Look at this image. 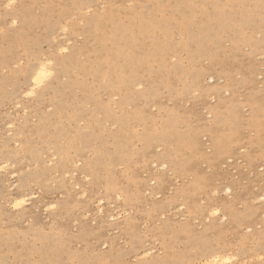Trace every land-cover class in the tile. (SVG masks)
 Returning a JSON list of instances; mask_svg holds the SVG:
<instances>
[{"label": "rangeland", "instance_id": "rangeland-1", "mask_svg": "<svg viewBox=\"0 0 264 264\" xmlns=\"http://www.w3.org/2000/svg\"><path fill=\"white\" fill-rule=\"evenodd\" d=\"M180 1L17 0L12 28L0 0V166L17 175L0 172V264H196L213 249L232 254L233 264H264L261 0L230 1L224 31L211 32L194 61L188 49L197 42L187 48L182 30L199 32L226 0H194L201 12L192 25L174 11ZM151 10L155 20L175 12L167 26L173 45L165 62L155 57L146 67L140 59L154 40L138 37V16ZM167 27L153 38L164 41ZM106 33L115 37L109 50ZM137 48L130 65L126 53ZM42 59L54 61L52 88L22 98ZM120 74L139 86L126 95L112 86ZM221 83L227 104L219 105L213 87ZM15 188L34 199L29 211L10 207Z\"/></svg>", "mask_w": 264, "mask_h": 264}, {"label": "bare ground", "instance_id": "bare-ground-1", "mask_svg": "<svg viewBox=\"0 0 264 264\" xmlns=\"http://www.w3.org/2000/svg\"><path fill=\"white\" fill-rule=\"evenodd\" d=\"M196 2H198L197 0H195ZM230 1H233V2H236L235 0H226V2L223 4H219V6H217V7H215V9L217 10V12H218V17L216 18V19H214V20H211V22L209 21L210 19H208L207 17H204L203 18V20L201 21V23H199L200 25H199V28H201V30L199 31V32H196V31H194L193 29H191V28H189V27H184V29L182 30L183 31V35H185L186 36V38H185V41L183 42V44L187 47V48H189L188 47V45H189V43H191V42H197V44H196V47H195V49H188L189 51V57L191 58V60L192 61H194L195 59L194 58H196V57H198V58H200L201 57V51H202V46L204 45V42L208 39V37L213 33V32H218L219 34H221V32H223L224 31V29H225V26H226V23H227V21H226V15L227 14H225V12L228 10V9H230V11H231V4H230ZM201 5V4H200ZM158 7H162L161 5H157ZM174 11H178V15L180 14L185 20L183 21V24L185 23V22H187V23H189V25H192L193 23H194V21H196V17H197V15L201 12V7H198L197 6V4L194 2V0H181L180 1V5L174 10ZM203 12V11H202ZM175 12H171L170 14H171V16L170 17H168V18H162V19H159V20H155L153 17H154V14H156V11L155 12H153V10H151V12L149 13V15L147 16V17H141V16H138V18H139V20H140V24H141V26H140V30H139V33H140V36H138V37H140L141 38V40L145 43L147 40H154L153 41V49L151 50V51H144V54H145V56L143 57V58H141L140 59V61H141V63L142 64H144V66H146V67H148V64H149V62H150V59H151V61H152V59L153 58H155V57H161L162 58V61L163 62H165V60L167 59V56H168V54L170 53V51H168L169 49H170V47L173 45L172 43H171V38L169 37V32H170V28L169 27H167L168 25H169V23H170V21H171V19L173 20V19H175V14H174ZM236 13H237V11H236ZM244 16H246L244 19L245 20H248L249 19V16L248 15H246V14H244V13H246V11H243V12H241ZM241 13H240V10H239V12H238V14L241 16ZM230 16V15H229ZM104 18V17H103ZM102 20H104V19H102ZM104 22V21H103ZM212 23H214V24H212ZM234 25H235V22L233 23ZM185 25V24H184ZM70 25L69 24H67V25H64V26H62L61 27V29H62V31L64 32V34H67V32H68V27H69ZM20 27H23V25H21ZM158 27H167V29L169 28V30H167V32H166V35H165V40L162 42V41H159V40H155L154 38H153V36H154V31H155V29H157ZM175 27V26H174ZM64 29H67V31H64ZM181 31V30H180ZM181 31V32H182ZM212 32V33H211ZM186 33V34H185ZM137 38V37H136ZM136 38L135 39H133V42L135 43V40H136ZM115 37H114V35H110V34H107L106 33V37L104 38V40H103V42H102V46L103 47H105L106 49H110V47L108 46V41H110V42H115ZM253 39H252V37L251 36H248V41H251V42H253L252 41ZM218 41V39H215L214 40V42H217ZM146 44V43H145ZM61 48H67L66 46H61L60 47V50H61ZM133 52L132 53H126V57H127V59H129L130 57L131 58H133L130 62H129V64L130 65H132V62L134 61L135 63H136V57H137V55H141V50H138V48L137 49H133L132 50ZM160 56H159V55ZM125 55V54H124ZM44 57V56H43ZM45 60H49V59H45ZM45 60H41L40 62H43V61H45ZM52 61V60H51ZM53 62L54 61H52V66H51V69L50 70H52V71H54V64H53ZM124 67V63L122 64V68ZM33 70L34 69H32L31 71H30V77L28 78V86L24 89V91L22 92V98H29V97H33V96H35L36 94H37V91H39L40 90V94H41V92H42V94H44V93H46V92H48L51 88H52V85H53V81H51V80H49V81H46L44 84H35V83H33V81H34V76H33ZM117 70V69H116ZM97 71H101V72H104V69H99V70H95V72H97ZM119 72V71H118ZM119 74V73H118ZM214 75V74H213ZM203 75L201 74L200 75V77H202ZM214 76H208V78H213ZM223 78V77H222ZM225 78V77H224ZM228 79V78H227ZM210 80H212V79H210ZM220 80V79H219ZM222 80H226V79H222ZM218 81V80H217ZM210 82V81H209ZM212 82V81H211ZM225 82V81H224ZM223 82V83H224ZM186 83H188V82H186ZM193 83V82H192ZM200 83V79H199V76L197 77L196 76V78H195V85H197L198 86V84ZM223 83H221V84H217V85H215L214 87H213V90H214V94L217 96H219L220 97V100L218 99V104L220 105V102H223L222 101V99H224L223 98V95H224V89L227 87V84H223ZM226 83H228V82H226ZM140 84V83H139ZM139 84L138 83H136V78H134V77H129V78H127V77H125V76H123L122 74H120L118 77H117V79H116V81H115V83H114V85L112 84V86H114L115 88H117V89H119V90H124V92L126 93V95H128V93H130L131 92V90H132V88H134V87H137V86H139ZM190 84V83H189ZM186 85V84H185ZM185 85H184V87H185ZM191 85H193V84H190V88L192 87ZM194 85V86H195ZM229 85V84H228ZM142 86V85H141ZM140 86V87H141ZM187 88H189L188 87V85L186 86ZM196 87V86H195ZM195 87H193L192 89H194ZM139 88V87H138ZM140 89V88H139ZM197 90H198V88H197ZM196 90V91H197ZM193 91V90H192ZM195 91V93H197ZM229 91H231V90H229ZM28 92H33V95H31V96H29L27 93ZM233 92V91H232ZM200 93V92H199ZM132 94V93H131ZM189 95H190V93H188ZM198 94V93H197ZM214 94H213V96H214ZM228 94H229V92H228ZM115 95V94H114ZM227 95V94H226ZM124 97V96H123ZM206 98H207V96H206ZM125 99V98H124ZM213 99H215L214 97H213ZM202 100V99H201ZM197 101V100H196ZM195 101V102H196ZM198 101H200V99L198 100ZM205 101V100H204ZM207 101V100H206ZM201 102V101H200ZM203 102V101H202ZM199 103V102H198ZM223 104H227V102L226 101H224L223 102ZM234 105L235 104H233L232 106V109L234 110V112H233V114H232V118H233V120H236L237 119V113H236V111H235V108L236 107H234ZM224 107V106H223ZM214 115H215V120H216V122L217 121H220V115H219V113L217 114V108H215L214 109ZM139 114V113H138ZM211 115V114H210ZM209 115V116H210ZM206 116V115H205ZM168 117V116H167ZM170 118V117H169ZM207 118V117H206ZM252 118H254V116H252ZM256 118V117H255ZM167 120V119H166ZM174 121V120H173ZM172 121V122H173ZM148 122V121H147ZM171 122V121H170ZM166 123V122H165ZM174 123V122H173ZM234 123V122H233ZM146 124V123H145ZM175 124V123H174ZM147 125H149L148 123H147ZM234 125H236V123H234L233 125H232V132H230L229 134H232V136H233V134L235 133V127H234ZM256 125V124H255ZM216 126V125H215ZM144 127H145V125H144ZM147 127V126H146ZM171 127V126H170ZM123 128H125V127H123ZM168 128V127H167ZM151 129V128H150ZM257 129H259L258 127H257ZM148 130V129H147ZM167 130V129H166ZM212 130V129H211ZM119 131H120V128H119ZM123 131H124V129H123ZM144 131H145V129H144ZM148 131H151V130H148ZM147 133V132H146ZM164 133V132H163ZM119 134V133H118ZM148 134V133H147ZM158 134V133H157ZM166 135H169V134H166ZM189 135V134H188ZM206 135H208V134H205V136ZM156 136V135H155ZM159 136V135H158ZM170 136V135H169ZM231 136V137H232ZM201 137H204V136H201ZM207 137V136H206ZM149 138V137H148ZM157 138V137H156ZM198 138V137H197ZM261 138H263V137H261ZM86 139V138H85ZM181 139V138H180ZM220 139V138H219ZM135 140V139H134ZM141 140V139H140ZM157 140H160V139H157ZM188 140V139H187ZM216 140H217V137H216ZM225 140V139H224ZM259 140H260V137H259ZM261 140H263V139H261ZM160 142V141H159ZM180 142V141H179ZM146 143V142H145ZM162 143V142H161ZM167 144V143H166ZM185 144V143H184ZM196 146H198L197 145V143L195 144ZM228 145V144H227ZM226 145V146H227ZM225 146V145H224ZM224 146H223V148H224ZM171 147V146H170ZM145 148V147H144ZM160 148V147H159ZM179 148H181V146L179 147ZM200 148V147H199ZM177 149H178V146H177ZM172 150V149H171ZM176 151V150H175ZM220 151V150H219ZM222 151V150H221ZM220 151V152H221ZM173 152V151H172ZM224 152V151H223ZM169 153H171V152H169ZM168 153V154H169ZM166 155H167V153H166ZM211 156V155H210ZM215 156V155H214ZM213 156V157H214ZM146 157V156H145ZM161 157V156H160ZM209 157V156H208ZM157 158H159V157H157ZM156 158V159H157ZM172 159V158H171ZM171 159H168L169 161L171 160ZM223 159V158H222ZM233 159V158H232ZM82 160V159H81ZM163 160V159H162ZM184 160V159H183ZM183 160H178V159H176V160H174V162H172L174 165H175V167H176V165H181V169H183L182 168V165L184 164V161ZM188 160V159H187ZM212 160V159H211ZM226 160V159H225ZM229 160H231V159H229ZM159 161H160V159H159ZM159 161H157V162H159ZM163 162V161H162ZM161 162V163H162ZM211 162V161H210ZM160 163V164H161ZM159 164V165H160ZM187 164H188V162H187ZM1 165V164H0ZM155 165H157V164H155ZM165 165V164H164ZM173 165V166H174ZM190 165V164H189ZM4 166V164L2 165V166H0V167H3ZM7 166H8V164H7ZM175 167H173V168H175ZM189 167V166H188ZM162 168V167H161ZM163 168L164 169H167V168H165L164 166H163ZM185 168L187 169V167L185 166ZM172 169V168H171ZM171 169H169V170H171ZM180 169V170H181ZM8 170H9V167H7L4 171H0V172H5V173H7L8 172ZM168 170V169H167ZM179 170V171H180ZM183 171H184V169H183ZM169 172V171H168ZM174 172H175V170H174ZM177 172V171H176ZM15 172H8V175L10 174V176H12L13 174H14ZM184 174V173H183ZM14 175H16V174H14ZM14 175H13V177H14ZM185 175V174H184ZM17 176V175H16ZM15 176V177H16ZM199 176V175H198ZM10 179H11V177H10ZM199 179V178H198ZM261 180V179H260ZM262 180H264V177L262 178ZM9 181V180H8ZM205 181H207V179L205 180ZM17 182H14V186H15V184H16ZM200 183V182H199ZM198 183V184H199ZM13 184V183H12ZM13 185H12V187L10 188V189H12L13 187H14ZM18 186V185H17ZM20 186V185H19ZM199 186H200V184H199ZM204 186V185H203ZM227 188V187H226ZM232 188V187H231ZM199 189V188H198ZM224 189H225V187H224ZM15 193H11V199H10V207L14 210V211H16V213H20V212H18V210L20 211L21 209H16V208H14V207H12V205L15 203V201H16V199H20V198H22V195H21V193L22 192H24V191H22L21 189H18V190H16V188H15ZM263 193V192H262ZM83 194H85V192L83 193ZM32 196H33V194H31ZM261 195H264V193L263 194H261ZM261 195H259L258 196V198L260 199V196ZM34 197V196H33ZM29 199H30V201H32V197L29 195ZM256 199V198H255ZM33 201H34V199H33ZM100 202V201H99ZM98 202V203H99ZM35 203V202H34ZM33 202H32V204H34ZM101 203V202H100ZM53 204V203H52ZM29 205V203H27L23 208L25 209V207L26 206H28ZM56 205V204H55ZM33 207H34V205H32ZM31 206V207H32ZM99 206V205H98ZM219 206V205H218ZM29 207V206H28ZM27 207V209H28V211H29V209H31L30 207L28 208ZM45 207H48L47 205L45 206ZM163 207V206H162ZM215 207H216V205H215ZM233 207V206H232ZM232 207H230V208H232ZM22 208V209H23ZM36 208V207H35ZM49 208V207H48ZM50 208H52L51 207V205H50ZM159 208V207H158ZM164 208V207H163ZM227 209H228V207H226ZM34 210H36V209H34ZM98 210H99V212H103V206H99L98 207ZM119 210V209H118ZM31 211V210H30ZM214 211V210H213ZM212 211V212H213ZM228 211H229V209H228ZM98 212V211H97ZM211 212V213H212ZM231 212V211H230ZM262 213V212H261ZM100 214H102V213H100ZM210 214V213H209ZM231 213H229V215H230ZM237 214V213H236ZM262 214H264V213H262ZM227 215V214H226ZM232 215V214H231ZM223 216H225V214L223 215ZM222 218H224V217H222ZM112 220V219H111ZM225 220V219H224ZM121 226V225H120ZM253 226V225H252ZM127 229H128V227H127ZM118 230V229H117ZM258 234H261V232H259ZM175 235V234H174ZM176 237V236H175ZM174 237V238H175ZM143 243V242H142ZM138 246H140V243H139V245ZM137 248V247H136ZM140 250V249H139ZM217 249H213L212 251H211V253H203L201 256H199L198 257V260H199V262H197L196 264H202V261H204V259L205 258H211L213 255H216V256H219V257H221V259L222 260H225V259H231L232 260V264L233 263H235V260L233 259L234 258V256L232 255V254H230V253H227V251H226V253H222V252H219V251H216ZM154 251V250H153ZM153 251H146L145 253H144V256L146 255H152V254H154L153 253ZM98 255H99V253H98ZM101 255H102V253H101ZM143 255V254H142ZM80 256V255H79ZM143 256V257H144ZM145 256V257H146ZM82 257V256H81ZM94 257V256H93ZM93 257H91V259H93ZM95 258V257H94ZM103 258V257H102ZM79 259V258H78ZM90 259V258H89ZM95 259H97V258H95ZM83 260V259H82ZM81 260V261H82ZM85 260V259H84ZM87 260V259H86ZM85 260V261H86ZM94 260V259H93ZM92 260V261H93ZM160 260V259H159ZM89 261H91V260H89ZM91 261V262H92ZM96 260H94V262H95ZM99 261H101V260H99ZM158 262V261H157ZM93 263V262H92ZM82 264H84V263H82ZM95 264V263H94Z\"/></svg>", "mask_w": 264, "mask_h": 264}, {"label": "snow or ice", "instance_id": "snow-or-ice-1", "mask_svg": "<svg viewBox=\"0 0 264 264\" xmlns=\"http://www.w3.org/2000/svg\"><path fill=\"white\" fill-rule=\"evenodd\" d=\"M5 13L6 20L11 21V27L15 28L18 26V18L14 15L16 10L18 9L19 5L17 3V0H6V2L2 5ZM261 8L262 11H264V0H261ZM4 29H0V31H3ZM64 31H67V29H64ZM61 53L68 52L67 48H61ZM52 66L51 60H45L43 62H38L37 65L34 67L33 70V76L35 84H44L46 81L51 80L56 74L54 71L50 70ZM142 87V86H141ZM29 96L33 95V92L27 93ZM164 167L166 168L167 165L165 164ZM7 168V165H4L3 167H0V171H4ZM261 172L264 173V169H261ZM155 183V181H153ZM233 189L231 187H227L225 190V194L229 195L232 193ZM22 198L16 199L15 203L12 205V207L16 209H22L27 203L30 202L29 194L27 192L21 193ZM119 198V197H118ZM260 201L264 203V195L260 196ZM52 208H55L56 205L52 204ZM220 215V210L217 208L211 213V217H218ZM227 216L224 217L225 220H227ZM249 232H251V229H249ZM202 264H232L231 259H225L222 260L221 257L213 255L211 258H205L204 261H202Z\"/></svg>", "mask_w": 264, "mask_h": 264}]
</instances>
